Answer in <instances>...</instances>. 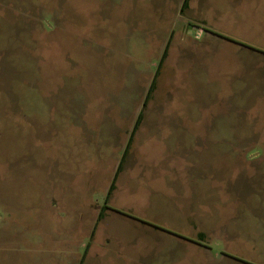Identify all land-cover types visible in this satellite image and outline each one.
<instances>
[{
	"label": "rangeland",
	"instance_id": "374dc122",
	"mask_svg": "<svg viewBox=\"0 0 264 264\" xmlns=\"http://www.w3.org/2000/svg\"><path fill=\"white\" fill-rule=\"evenodd\" d=\"M89 242L264 264V0H0V263Z\"/></svg>",
	"mask_w": 264,
	"mask_h": 264
},
{
	"label": "crops",
	"instance_id": "0c3cea01",
	"mask_svg": "<svg viewBox=\"0 0 264 264\" xmlns=\"http://www.w3.org/2000/svg\"><path fill=\"white\" fill-rule=\"evenodd\" d=\"M91 246L89 242L86 246V249L84 250L83 256L81 257H80L81 249H75L72 247L67 248V249H64L63 247H60L59 249L56 248L55 251L51 252V256H49V259H46L45 262L41 264H46L48 262H51L53 264L55 263L56 264H90L88 262L89 259L87 257L89 256L91 252V249H92ZM54 252H55V255H53ZM28 261L30 262L31 260L29 259ZM15 262H16V259L14 260L12 259L7 264H16Z\"/></svg>",
	"mask_w": 264,
	"mask_h": 264
},
{
	"label": "trees",
	"instance_id": "16d2710c",
	"mask_svg": "<svg viewBox=\"0 0 264 264\" xmlns=\"http://www.w3.org/2000/svg\"><path fill=\"white\" fill-rule=\"evenodd\" d=\"M228 39H230V38H228ZM236 42H237V41H236ZM237 43H240V42H237ZM240 44H241V43H240ZM168 45H169V42L167 43V45H166V47H165V49H164L163 55H162V57H161V60H160L159 66H158V69H157V71H156V73H155V75H154V77H153V80H152L151 83H150V86H149V89H148L147 96H146V98H145V103H144V104L147 103V101L149 100V98L151 97L152 93H153L154 90H155V86H156V78H157V75H158V73H159V70H160V66H161V64H162V61L164 60V57H165V55H166V52H167V49H168ZM141 118H142V113H140V114L138 115V118H137V120H136L135 127H134V129H133V131H132V133H131V137H130L129 142H128V145H127V147H126V149H125V151H124V154H123V157H122V161H121V163H120V165H119V168L121 167L122 162L125 160V158H126V156H127V152H128L127 150H128L129 143L131 142V139H132L133 133H134V131L136 130V127L138 126V124H139ZM119 168H118V170H117V172H116V175H115V177H114V179H113V181H112V183H111V186H110L109 192H112V191L115 189V181H116V177H117V173H118V171H119ZM104 208L112 209V208L109 207L108 205H104V207L102 208V211H101L100 214H99L98 219L101 218V215H102V212H103V209H104ZM114 210H115V209H114ZM201 236L204 237V234H202Z\"/></svg>",
	"mask_w": 264,
	"mask_h": 264
}]
</instances>
